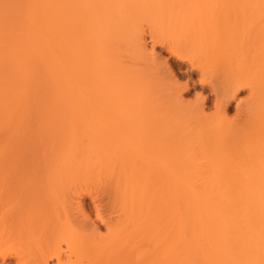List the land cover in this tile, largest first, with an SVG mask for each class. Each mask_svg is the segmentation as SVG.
<instances>
[{"label": "bare ground", "instance_id": "bare-ground-1", "mask_svg": "<svg viewBox=\"0 0 264 264\" xmlns=\"http://www.w3.org/2000/svg\"><path fill=\"white\" fill-rule=\"evenodd\" d=\"M44 4L46 11L53 16V21L45 29L53 46L42 44L40 30L36 27L26 47L25 62L16 67L31 68L34 72L26 74L33 73L38 77L46 63V70L57 85L55 109L63 116L73 117L80 127L71 143L76 151L72 157L63 160L62 170L80 162L77 150L87 147L91 158L85 163L87 167L101 165L124 180L125 194L133 201L127 204L126 210V227L131 238L125 240L132 250L116 249L117 255L132 264L171 263L170 219L166 216L158 218L160 214L166 215L167 204L156 209L153 200L147 198L149 183L158 175L165 186L159 192L162 201L167 200L168 194L172 195L174 205L176 203L182 210L177 218L178 224L190 230L192 236L185 249L190 251L193 248L196 257H203L198 264H208L209 261H213L212 264H264V110L252 118L232 122L227 111L230 97L252 82L242 83V79L234 75L231 96L229 93L221 96L208 64L193 57L185 60L186 55L179 50L185 40L184 34L193 29L196 22L199 21L201 35L207 31L217 34L222 31V22L227 17L232 23L223 32L232 36L236 31L237 36L232 40L241 43V50L236 51L250 52L264 65V0H44ZM240 19H245L247 24L253 23L251 29H242L241 34L238 32ZM206 20L209 22L207 26ZM146 23L150 25L155 41L152 48L145 34ZM160 27L170 30V35L164 39L173 55L181 62L190 61L191 66L199 69L203 80L212 86L220 111L211 118L206 113L210 97L200 98V104L192 108V116H196L193 121L178 120V115L171 117L172 113L167 112L173 136L157 134L151 137L154 134L147 129L145 120L151 111H144V108L155 95L141 91L130 102L119 104L130 91L110 86L115 65L114 58L108 57L107 51L122 41L139 55L148 54V59L153 60L156 57L155 43L162 39L155 35L156 28ZM77 36H80V42L73 44L72 39ZM252 39H256L254 45L250 42ZM72 48L73 52L67 57ZM225 48L222 41L216 42L214 54H222ZM2 51L3 46L0 47ZM3 59L6 60V53ZM2 62L1 57L0 65ZM262 69L260 74H264V66ZM170 78L167 80H172ZM4 80L5 88L13 85L23 91V82L7 80L6 76ZM114 80L120 82L121 75L117 74ZM72 81L74 85L68 91L66 87L69 88ZM168 83L171 87L165 90H170L171 104L176 103L179 108L186 100L183 94H178L183 87L175 82L176 85ZM121 84H124V78ZM252 87L256 89L254 84ZM129 88L133 93L134 86ZM70 93L75 95L74 103H71ZM16 94V106L0 112V117L6 121L0 125V264H52L51 256L56 259L54 264H81L85 257L89 264H94L97 257L100 256L99 261L104 257L106 245L99 241L101 224L98 219L101 217L93 219L88 214L84 194H71L72 199L64 206L66 231L69 233L66 246L59 242L49 252L44 245L47 240L43 243L40 235L41 222L37 217L20 220L8 216L9 207L13 211L14 204L26 203L41 186L54 192L59 185L54 144L48 145L51 160L47 172L50 179L46 184L39 174L29 170L44 148L38 142L43 127L35 118L31 130L35 136L31 141L36 145L28 143V130L21 127L26 125L28 111L18 107L22 100L18 91ZM165 98L163 102L167 101ZM57 110H53L54 115ZM90 115L100 122L93 125ZM138 117L144 123L137 125ZM47 130L54 132L53 127ZM85 130L87 133L82 134ZM136 135L140 139H134ZM52 141L56 142L55 138ZM174 148L183 151L175 161L179 164H193L200 158L205 163L207 155H211L210 162L206 163L209 168L195 170L197 174H184L180 194L169 182L174 164L168 156ZM79 165L82 166V162ZM143 168L152 175L143 176L140 172ZM206 172L209 174L205 175ZM201 179L206 182L197 184ZM185 210L190 217L186 216ZM182 234L186 235V232ZM182 234L179 240L181 237L183 240ZM145 243L150 245L149 249L144 247Z\"/></svg>", "mask_w": 264, "mask_h": 264}, {"label": "rangeland", "instance_id": "rangeland-1", "mask_svg": "<svg viewBox=\"0 0 264 264\" xmlns=\"http://www.w3.org/2000/svg\"><path fill=\"white\" fill-rule=\"evenodd\" d=\"M42 12L43 16H40ZM224 18L226 19H224L225 23L224 21L222 22L224 24L222 31L217 34L207 31L206 34L201 35V28L198 26L199 21L196 22L195 27L188 29L184 34L185 40L180 44L179 50L186 55L185 60L193 57L194 60L200 59L204 64H208V70L214 75L215 82L218 83V92L221 96L232 91L231 79L234 78V75L242 79V83L250 81L256 86V89L253 90L252 84L247 83L242 90L236 91L235 96H231V93L228 94L231 96H229L231 101L227 104L228 117L232 122H240L241 118H252L253 115L259 114L264 110V74H260L259 72L263 70L264 65L254 54H250V52L247 54L243 52L238 53L241 50V43L237 39L236 42L232 40L236 35V31L232 36L227 32H223L232 23V19ZM52 19L53 16L45 9L44 0H0V47L3 46L4 48V51L0 52V58L2 57L3 60L0 65V112L7 107L16 106L14 104L17 98L16 91H18L20 93V100H22L18 107L20 109L25 108L28 111L26 125L21 126L23 130L24 128L28 130L26 134L27 142L36 145V142L31 141V138L35 136L31 132L35 118L40 121L43 127L38 142L44 148L41 150L34 166L29 170L39 174L46 184V181L50 179L47 172L51 160L48 154V145L54 144L56 146V158L58 162L56 178L59 179V185L54 192L49 191L46 186H41L28 198L26 203H22L21 206L14 204L13 211L9 207L8 216L12 215V218L15 217L20 220H27L30 216L32 218L37 217L41 222L40 235L43 236V243L47 240L48 245H44L47 247L46 251L49 252L59 242L66 246L69 233L66 231L68 227L64 206L69 203V199H72L71 194H84V203L87 206L88 214L93 219L101 217V219H98L101 224L99 241L106 245V250L103 251L104 257L100 261V256L97 257L95 259L96 263L94 262V264H132L128 260L126 262L124 258L118 256L116 253V249L126 252H131L132 250L131 247H128L125 240L131 238V234H129L130 230L126 227L128 218L126 210L127 204L133 201L129 195L125 194L126 187L124 180L118 174L113 173L101 165L87 167L85 163L91 160L86 151L87 147L77 150V152H80L82 166L79 165L80 162L78 161L77 164H73L62 170L63 160L67 159V157H72L73 152L76 151V148L71 143L77 137L75 133L80 127L73 117L68 115L63 116L64 114L62 115V113L55 109L54 90L56 91L57 85L54 84L53 77L46 70V63L43 64L41 73L37 75L38 77H35L33 73L26 74L27 72H34L31 68L25 70L21 66L19 68L16 67L21 62H25L24 55L27 54L26 47H28L31 35H33L36 27L40 30L42 44L53 46L52 39L45 32L47 24L51 23L53 21ZM238 22L240 27L238 32L240 34L242 29L249 30L253 26V23L247 24L245 19H240ZM208 24L209 22L206 20L205 26ZM144 26L147 42H149V47L152 48V43L155 41L151 36L150 25L146 23ZM164 27H167V25H164ZM155 35L160 36L162 39L155 43L156 55L154 56L156 57L153 59L154 61L148 59L150 57L147 56L148 54L139 55L135 49L128 46L129 44L122 43V41L115 43L109 48L107 56L114 58L115 65V68L112 70L114 74L109 84L113 87L112 89L124 87L130 91V94L126 96L125 100H121L119 104H124L127 100L130 102L141 91L153 92L155 96L144 108V111H151V115L147 119L144 118L147 123L146 127L154 134L151 137L157 134L173 136L172 130L169 129L172 127V122L166 116L167 112L172 113L171 117L178 115V120L182 119L189 122L196 118V116H192V112L198 106L200 98L210 97L206 113L211 118L219 114L220 107L216 104V93L212 90V86L203 80L199 69L191 66L190 61L181 62V59L179 60L176 55H173L174 53L165 43L166 40L164 38L170 35V30L162 27L156 28ZM72 41L73 44H77L80 42V36L75 37ZM219 41H222L223 47L226 48L222 54L216 55L214 54V48L216 47V42ZM255 41L256 39H252L250 42L254 45ZM252 47L255 48L254 46ZM237 49L240 50L236 51ZM71 52H73V48L72 51H68L67 57L71 55ZM5 53L6 60L3 59ZM166 61H169L168 65ZM169 64L171 66L170 68L168 67ZM117 74L121 75V80L124 78L123 85L121 84V80L120 82L114 80ZM5 76L7 80L11 79V81L23 82V91H19L13 85L5 88L3 86L6 83L4 80ZM165 76H168L167 79L170 78L172 80H167ZM167 82H175L177 86L183 87L180 91L181 93H178L183 94V98L186 99L182 102L184 104L183 107L182 104L179 108H176V103L172 102L171 104V98L168 93L170 90L168 92L165 90L171 87V85L166 84ZM175 83L174 85H176ZM72 85H74L73 81L69 85V88L66 87V89L68 91L71 90ZM132 85L134 86L133 93L129 88ZM75 87L77 88V86ZM171 90H175V88H171ZM165 93H168V95ZM164 94L166 98L162 96ZM70 95L71 103H74L76 101V98H74L75 95L74 93H70ZM164 98L170 101L167 102L165 100L167 102L166 104V102H163ZM8 103L10 106H7ZM53 110H57L58 113L56 112V115H54ZM138 118L140 121L136 122L137 125L144 123L141 117ZM90 120L93 122V125L100 122L94 119L92 115H90ZM5 122L0 117V125H3ZM50 127L54 128V132L47 130ZM85 133H87V130L82 132V134ZM52 138H55L56 142H53ZM134 139L138 140L140 138L136 135ZM182 153V150L174 148L168 156L172 160L171 163L173 162L174 164L173 169H171L173 176H170L169 182L175 186L177 194H180L184 174H197L195 170L209 168V165H206V163H209L211 160V155H207V162L205 163L200 158L193 164L190 162L179 164L175 161L179 159ZM146 171L149 170L143 168L140 172L145 177L152 175ZM208 174L209 172L205 173V175ZM203 182H206V179H201L196 183L201 185ZM164 187L158 175L152 177L149 183L147 198L153 200V207L156 209H161V205L164 208V205L167 204L166 215L165 213L160 214L158 218L166 216L170 219V241L172 242V261L170 264H198L203 257H196V254L193 253V248L190 251H186L187 249H185V245L192 241V236L190 230L185 226L182 228L178 224L177 218L182 210L178 209L176 203L174 205L175 198L173 202L172 195L168 194L166 201H162L159 195V192ZM29 211L33 212V214L30 215L28 213ZM185 214L187 217H190L186 213V210ZM188 224L191 225L190 219H188ZM183 232H186V235L182 234ZM181 234L183 235V240L182 237L180 240L178 239ZM115 236L118 237L116 238ZM144 247L149 249L150 245L145 243ZM51 257H53L51 262L54 264L56 259L54 256ZM212 262L209 261L208 264H212ZM81 264H89L86 257Z\"/></svg>", "mask_w": 264, "mask_h": 264}]
</instances>
